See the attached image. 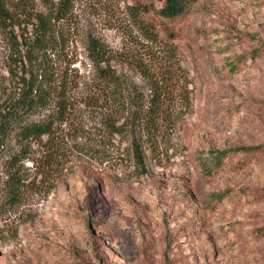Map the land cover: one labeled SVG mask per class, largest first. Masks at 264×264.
Instances as JSON below:
<instances>
[{
	"label": "rangeland",
	"instance_id": "1",
	"mask_svg": "<svg viewBox=\"0 0 264 264\" xmlns=\"http://www.w3.org/2000/svg\"><path fill=\"white\" fill-rule=\"evenodd\" d=\"M162 4L76 0L54 61L76 81L79 105L56 147L46 139L7 145L0 264H264V0H196L172 19L158 14ZM131 6L148 7L142 18L179 59L166 123L143 145L144 166L132 140L110 136L101 110L85 101L89 36L137 52ZM17 54L0 29V107L16 91ZM118 63L139 85L128 97L150 94Z\"/></svg>",
	"mask_w": 264,
	"mask_h": 264
},
{
	"label": "trees",
	"instance_id": "2",
	"mask_svg": "<svg viewBox=\"0 0 264 264\" xmlns=\"http://www.w3.org/2000/svg\"><path fill=\"white\" fill-rule=\"evenodd\" d=\"M195 1L163 0L158 14L166 19L179 17ZM75 3L76 0H0V29L10 36L12 47L20 55L19 69L12 73L17 80L16 91L0 107V161L8 158L7 145L12 139L21 144L46 139L56 147L58 128L69 122L79 105L71 95V84L76 81L72 82L68 72L58 69L54 61L66 25L73 23ZM148 11V7L128 8L138 33H130L137 52L111 50L95 36L87 40L94 76L86 93V105L101 110L105 116L102 127L110 136L132 140L140 166L145 164L143 145L152 146L166 123L170 101L167 87L179 61L176 46L163 43L142 18ZM18 29L24 33L16 35ZM118 62L137 72L149 84L150 94L128 97L140 90L139 85L126 78Z\"/></svg>",
	"mask_w": 264,
	"mask_h": 264
}]
</instances>
